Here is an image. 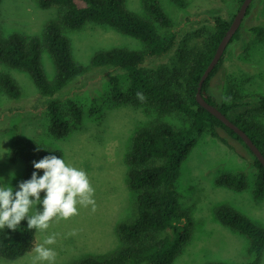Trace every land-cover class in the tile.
Returning a JSON list of instances; mask_svg holds the SVG:
<instances>
[{
	"label": "rangeland",
	"instance_id": "1",
	"mask_svg": "<svg viewBox=\"0 0 264 264\" xmlns=\"http://www.w3.org/2000/svg\"><path fill=\"white\" fill-rule=\"evenodd\" d=\"M159 2L174 24L176 45L166 55L149 58L144 65L148 70L177 66L180 51L203 45L204 39L215 28L216 17L233 21L241 6L235 0H184V8L173 0ZM126 7L136 15L145 16L142 0H126ZM248 10L241 24L240 39L229 43L223 67L208 86L209 92L220 100L227 101L230 89L243 95L264 96V35L259 37L250 32L255 26L264 28V0H253ZM57 13L56 7L41 9L37 0H3L0 30L6 37L14 33L41 36L44 27L57 19ZM65 35L70 41L73 59L83 66L90 65L96 54L113 48H143L140 40L104 24L87 23L79 30H65ZM41 65L46 77L53 80L56 68L46 48L41 53ZM100 69L70 84L57 95L65 109L66 100H74L82 108L83 118L76 123L70 117L71 132L65 138L56 139L48 129V100L39 93L30 75L0 63V74L15 78L21 89L19 99L9 98L0 89V178L10 181L16 190L23 180L24 163H11L8 155L13 137L19 133L41 149L60 150L66 164L85 171L94 189L97 206L94 213L90 205L85 208L78 203L77 215L67 220L54 217L49 229L45 230L44 235L58 234L56 243L47 246L56 252L54 264H73L88 256L103 259L120 249L122 242L117 225L131 222L136 217L137 194L128 186L130 166L126 157L135 133L159 121L173 127L187 124L178 113L162 117L155 110L127 99L114 102L112 77L119 78L120 86L126 92L128 76L118 68ZM92 108H96L94 114L89 113ZM254 118L264 131V112ZM231 144L233 146L229 147L206 133L199 137L180 168L176 189L180 211L191 221V236L172 264H245L254 258L248 252V238L223 226L216 217L219 207L228 206L264 228V196L255 201L252 193L257 176L251 162L253 155L242 143L233 141ZM234 170L246 174L244 190L236 191L216 184V178L222 172ZM73 229L77 230L76 234L70 235ZM44 235L36 233L35 245L43 242ZM162 236L173 238V230L169 229ZM35 255L32 250L15 260L1 259L0 264H33ZM259 264H264V249Z\"/></svg>",
	"mask_w": 264,
	"mask_h": 264
},
{
	"label": "trees",
	"instance_id": "2",
	"mask_svg": "<svg viewBox=\"0 0 264 264\" xmlns=\"http://www.w3.org/2000/svg\"><path fill=\"white\" fill-rule=\"evenodd\" d=\"M2 1L0 0V5ZM37 1L41 9L56 7L57 19L44 27L41 36L28 37L14 33L6 37L0 30V63L27 72L39 93L48 100V129L52 137L65 138L72 129L70 117L76 123L81 122L83 118V110L74 100L68 98L65 109L57 95L70 84L100 68H118L128 76L126 92L120 86L119 78L112 77L110 85L114 102L127 99L136 105H145L155 110L162 117L174 113L181 114L187 122L185 126L173 127L169 123L159 121L135 133L132 148L126 157L130 166L128 186L137 194L136 217L131 222L117 225L122 245L116 253L103 259L88 256L73 264H172L191 236L190 218L180 211L176 180L183 162L197 145L199 137L208 133L229 147L233 146L231 142L238 141L250 151L233 130L196 101L197 85L232 21L216 17L215 28L204 39L203 45L200 48L180 51L177 66L148 70L144 65L149 58L166 55L176 45L174 24L159 0H142L145 16L129 11L126 0ZM173 1L179 7H185L184 0ZM235 1L242 5L244 0ZM87 23L115 28L140 40L143 48H113L96 54L90 65L83 66L73 59L65 30H79ZM240 30L241 27L231 42L240 39ZM250 32L262 37L264 28L255 26L250 28ZM43 48L48 50L54 60L56 76L53 80L46 77L41 65ZM223 57L224 55L203 84V96L242 128L264 156V131L258 127L254 118L264 112V96L243 95L230 89L226 101L209 92V84L223 67ZM17 83L12 76L0 74V89L11 99L21 97V89ZM137 92L145 95L144 102L136 98ZM241 109L244 110L240 112ZM95 112L96 108L89 111L91 114ZM38 148L19 133L13 137L9 160L11 163H24L23 180L31 178L35 170L32 163L34 160L39 161L47 155L63 158L60 150L39 148L37 151ZM250 153L253 155L251 151ZM252 157L251 162L257 170L252 193L253 199L257 201L264 196V166ZM39 174L42 176L44 171L39 170ZM216 184L242 191L247 187L246 174L235 170L224 171L216 178ZM44 195L42 192L41 198ZM36 207L42 210L40 205ZM216 217L223 226L248 238V252L254 258L245 264H259L264 249V228L228 206L219 207ZM183 220L185 222L181 225ZM169 229L173 230V238L162 236ZM35 243V230H28L26 219L21 221L15 231L6 227L0 229V260L11 261L20 258L31 252Z\"/></svg>",
	"mask_w": 264,
	"mask_h": 264
},
{
	"label": "clouds",
	"instance_id": "3",
	"mask_svg": "<svg viewBox=\"0 0 264 264\" xmlns=\"http://www.w3.org/2000/svg\"><path fill=\"white\" fill-rule=\"evenodd\" d=\"M136 98L141 102L146 100L142 92H137ZM39 150L38 148L37 151ZM32 163L35 170L31 178L20 181L18 190L10 181L5 182L0 178V229L6 227L15 231L21 221L26 219L28 230H35V234L44 235L54 217L67 220L77 215L78 203L85 208L90 205L91 211H96L94 189L85 171L66 164L63 158L56 155H47ZM39 170L44 171L42 176ZM42 192L45 193L43 198ZM37 205H40L42 210L37 208ZM76 231L73 229L70 235H75ZM57 235H44L43 242L35 245L33 264H54L56 252L47 246L56 243Z\"/></svg>",
	"mask_w": 264,
	"mask_h": 264
},
{
	"label": "water",
	"instance_id": "4",
	"mask_svg": "<svg viewBox=\"0 0 264 264\" xmlns=\"http://www.w3.org/2000/svg\"><path fill=\"white\" fill-rule=\"evenodd\" d=\"M253 0H244L242 5L240 6L239 11L237 14H235V17L230 25V28L228 29L226 35L222 39L221 43L219 44L216 53L208 65L207 69L205 70L203 76L201 77L199 84L197 85V93H196V101L197 103L207 110L212 116L217 118L219 121H221L226 127L233 130L244 142L245 145L250 149V151L253 153V156L264 166V156L261 150L255 145V143L252 141V139L249 137V135L240 128L237 124L232 122L225 114H223L218 108L210 104L202 93V86L209 77V75L212 73L214 68L218 65L220 62L222 56L225 53V50L227 49V46L231 42L233 36L236 34V32L240 29L241 24L244 19V15L247 13V10L249 6L251 5Z\"/></svg>",
	"mask_w": 264,
	"mask_h": 264
},
{
	"label": "bare ground",
	"instance_id": "5",
	"mask_svg": "<svg viewBox=\"0 0 264 264\" xmlns=\"http://www.w3.org/2000/svg\"><path fill=\"white\" fill-rule=\"evenodd\" d=\"M248 11V10H247ZM235 16V15H234Z\"/></svg>",
	"mask_w": 264,
	"mask_h": 264
}]
</instances>
